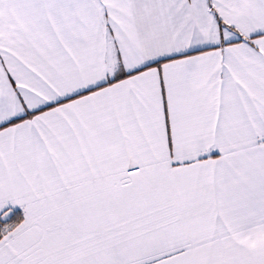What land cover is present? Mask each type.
Instances as JSON below:
<instances>
[{"label": "snow or ice", "instance_id": "snow-or-ice-1", "mask_svg": "<svg viewBox=\"0 0 264 264\" xmlns=\"http://www.w3.org/2000/svg\"><path fill=\"white\" fill-rule=\"evenodd\" d=\"M0 264H264V0H0Z\"/></svg>", "mask_w": 264, "mask_h": 264}]
</instances>
